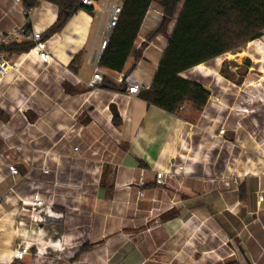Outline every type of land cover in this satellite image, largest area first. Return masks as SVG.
<instances>
[{"label":"crops","instance_id":"0c3cea01","mask_svg":"<svg viewBox=\"0 0 264 264\" xmlns=\"http://www.w3.org/2000/svg\"><path fill=\"white\" fill-rule=\"evenodd\" d=\"M102 1L48 33L57 4L0 0V49L17 63L0 85V264H264V96L255 105L250 91L217 93L190 77L194 67L182 76L210 91L202 109L188 103L172 114L149 104L140 92L167 36L136 62L132 53L121 72L100 66ZM161 20L151 5L135 51ZM23 26L42 32L49 62L31 40L2 44ZM133 64L130 75L145 84L138 94L118 80ZM96 69L113 87L91 84ZM35 194L51 209L43 221L22 210ZM20 244L30 247L22 260Z\"/></svg>","mask_w":264,"mask_h":264},{"label":"trees","instance_id":"16d2710c","mask_svg":"<svg viewBox=\"0 0 264 264\" xmlns=\"http://www.w3.org/2000/svg\"><path fill=\"white\" fill-rule=\"evenodd\" d=\"M50 1L59 6L60 15L48 33L61 30L77 10L92 11V6L84 5L81 0ZM120 1L119 21L99 61L100 66L119 72L125 69L132 53L135 62L141 58L140 50H134L135 41L149 8L156 0ZM36 3L37 0H29L28 5L33 7ZM158 3L163 10L162 20L142 47L161 34L167 36L168 43L151 86L142 90L140 96L172 114H179L188 103L202 109L210 91L202 83L183 77L182 73L262 37L264 0H159ZM167 19L173 21L171 32L164 28ZM134 69L135 64L126 74H131ZM125 83L122 82V86ZM102 84L113 87L105 79ZM114 122H121L116 111Z\"/></svg>","mask_w":264,"mask_h":264},{"label":"built area","instance_id":"2783aa9c","mask_svg":"<svg viewBox=\"0 0 264 264\" xmlns=\"http://www.w3.org/2000/svg\"><path fill=\"white\" fill-rule=\"evenodd\" d=\"M18 1V0H17ZM84 5L93 6L94 0H81ZM122 12V2H118L116 0H103L102 1V18H106L105 29L103 33V38L100 41L98 46V51L95 56L96 62L100 61L102 53L107 46L110 35L113 31V28L117 25L120 15ZM21 38H25L34 42V46L32 51L36 54L43 62H49L51 60V53L49 51L47 41L43 39L42 32L36 30H30L26 26L15 29L12 32L6 34L2 40V44L7 46L19 40ZM89 62H92V57H89ZM17 63L12 62L11 59L7 57L3 49H0V85L7 74L10 68H16ZM118 80L121 82H126L128 84V93L129 94H138L142 89L145 88V84L137 79H134L130 74L121 73L118 77ZM103 81V74L99 69H96L93 80L91 82L92 85L100 84ZM225 128H221L219 130V134H224ZM78 148L75 147V150ZM9 170L13 174L18 173V168L15 165H10ZM45 172H48V168H44ZM165 172L158 171L156 174V181L159 184L164 183ZM262 198V196H259ZM24 205H28L22 208V210L26 212H30V216L34 221H43L45 217L41 214H50L51 209L47 208L44 200L38 195H33L32 199L28 202H23ZM30 251V247L28 244H20L16 248L15 258L22 260L24 256Z\"/></svg>","mask_w":264,"mask_h":264},{"label":"rangeland","instance_id":"374dc122","mask_svg":"<svg viewBox=\"0 0 264 264\" xmlns=\"http://www.w3.org/2000/svg\"><path fill=\"white\" fill-rule=\"evenodd\" d=\"M158 1L159 0H156L152 4V9L155 8L159 10L160 16L163 17V10ZM181 3L182 1L180 2L179 7L182 6ZM98 6L100 8V3H98ZM165 27L167 28V31L170 32L173 27V21L167 19L164 23V28ZM147 45L148 44L139 48L141 55H143V50ZM248 66L249 68H247ZM197 67L194 68L195 70L193 73L189 74L190 77L199 79L205 86L210 87L217 93L223 90L228 92H234L235 90L250 91L251 96L253 95L251 101L256 105L257 101L262 100L264 96V35L244 44L243 46L226 52L217 58L211 59L205 62V64L203 63L202 67ZM200 74L206 75L205 77H202ZM219 76H222V78ZM232 79L238 81L244 80L246 83L241 88V86L235 83ZM43 229L47 230V222L42 230L36 228L37 238L40 236L38 234L43 233ZM40 244L42 243H37L39 246ZM53 260L54 264L61 263L58 258Z\"/></svg>","mask_w":264,"mask_h":264},{"label":"bare ground","instance_id":"6f19581e","mask_svg":"<svg viewBox=\"0 0 264 264\" xmlns=\"http://www.w3.org/2000/svg\"><path fill=\"white\" fill-rule=\"evenodd\" d=\"M238 51V50H237ZM241 53V52H240Z\"/></svg>","mask_w":264,"mask_h":264}]
</instances>
